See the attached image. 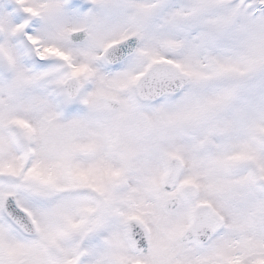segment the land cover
Returning a JSON list of instances; mask_svg holds the SVG:
<instances>
[{
    "label": "snow or ice",
    "instance_id": "1",
    "mask_svg": "<svg viewBox=\"0 0 264 264\" xmlns=\"http://www.w3.org/2000/svg\"><path fill=\"white\" fill-rule=\"evenodd\" d=\"M0 264H264V0H0Z\"/></svg>",
    "mask_w": 264,
    "mask_h": 264
}]
</instances>
